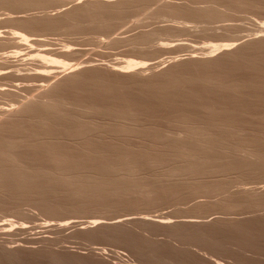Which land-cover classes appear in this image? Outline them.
I'll return each instance as SVG.
<instances>
[{
	"label": "rangeland",
	"instance_id": "374dc122",
	"mask_svg": "<svg viewBox=\"0 0 264 264\" xmlns=\"http://www.w3.org/2000/svg\"><path fill=\"white\" fill-rule=\"evenodd\" d=\"M93 1L95 2L83 5V3L79 4L83 0H77V3L75 0H0V34L2 35L0 55L12 57L8 65H5L4 59L0 58V70L10 66L2 70L1 72L4 73L0 75V85L7 88V90L0 91V107H10L9 104L39 90L42 76L35 74V70L43 66V63L35 60L37 58L29 53L32 50L47 48L48 50L43 52L47 57L61 59L63 62L72 64L78 63L79 67L76 72L78 75H74L76 81L74 76L72 77L74 81L72 85L70 84V89L72 87L74 90L77 89L76 93L79 97L76 93H72L74 90H69L70 93L75 94V99L85 98V101L95 99L94 102L111 106L112 109L126 110L127 106L131 109L135 106L137 110L142 108L144 112H141L142 109H139L140 112L134 110L142 115L145 113V116L152 114L155 118L150 115L152 119L150 122H153L157 128L169 129L172 126L180 128L195 121L205 120L218 123L216 127L224 124L244 129V138L255 134L258 124L261 123L260 120L264 117V95H262L264 90L261 91L262 93L259 90V87L264 86V82H261L262 79L264 81V8L251 3L249 6L240 1L232 3L235 0H225L231 1V7L236 5L230 9L226 7L204 9L205 6L210 5L208 0H204L207 5L203 0H192L193 3L191 0ZM17 32L27 35L30 42L21 40ZM151 34H154L157 40L153 41L154 44L151 42V46H147L149 44L146 42L147 37ZM251 38L253 40L247 43ZM231 39H236L235 44L241 42L242 48L238 44H236L237 48L234 47L236 54L229 50L210 54V43L233 42ZM21 42L25 44L22 45ZM204 47H208V55ZM228 52L232 54L229 56ZM221 53H227L226 55L231 60ZM214 55H222L223 58ZM210 56L214 57L210 58ZM129 58L155 64L145 70L127 69V74L126 72L122 74L124 71L119 73L113 68L117 65L123 66L126 61L130 60ZM53 63L57 62H51ZM85 65H92V67L86 66V68ZM47 66L58 71L62 70L63 63ZM131 71L132 73L135 71L134 74L130 73ZM195 77L197 81L193 82L196 80ZM243 78L251 79V82L260 79V83L255 81L257 83L252 84L250 91L241 90L240 93L243 96L233 86L234 91L232 89L231 92L232 87L229 82L232 80L251 84L250 80L244 82ZM237 79L240 80L237 81ZM174 80L173 85L170 81ZM205 81L210 83L207 84ZM211 81H217V84ZM212 84L217 86L221 84L222 88L230 85L226 87L229 89L226 91V89H218L219 86H210ZM253 87L256 91L252 90ZM248 91L251 92L248 96L252 95L249 99H247ZM233 92L238 93V96L236 97ZM73 95L70 98H74ZM239 96L242 97V101ZM173 98L175 102L171 103H175V108H173L175 113L171 111L173 105H170V100L174 101ZM231 99H235L234 102ZM150 105L154 106L150 108ZM155 106L156 108L153 109ZM242 108L248 111L245 110L246 113H244ZM204 112L206 116H201ZM190 114L192 118H187ZM145 116H142L143 126H146L148 119ZM244 138L242 140L246 141ZM254 140L255 138L251 141ZM137 143L133 138L123 137L121 140H114L112 145L120 151L123 145L134 146ZM47 148H50V145L44 146L43 151ZM36 149L31 147L23 151V157L30 161L28 162L30 166H57V160L50 153L45 151L47 153L45 154L42 150L38 152L39 149ZM78 157L75 155L76 160L80 159ZM75 158L71 159L75 160ZM115 158L122 164L125 162L123 153H117ZM90 163H92L91 166L107 163V158L101 156ZM75 165L73 161L68 164L70 167ZM106 170L108 167L104 169ZM194 173L196 174V171ZM209 173L206 172L204 175ZM247 174L252 173L236 170L230 172L228 174L230 176L225 178L198 179L193 177L173 181L172 184L154 192L143 186L114 187L111 190L104 188L100 190L101 194L97 198L108 202L103 205L97 204V206L96 204L92 206L93 204L88 202V205L87 203L85 205V202L80 200L78 202L81 204L75 202L76 204L72 206L74 202L70 203L67 200V205L71 206H66V203L61 201L59 204L61 207L54 205L40 208L41 205L35 200L40 198L39 193L0 196V198L9 199L10 204H14L13 210H10L12 207H7L8 204L4 205L8 202L2 201L0 224L7 220L16 221L11 236L0 235V242L7 248L19 247L20 251H14L11 255L14 258L8 256L9 258L7 257L5 261L9 260L7 264L10 261H13L12 264H19L20 260L21 264H119L122 262H124L122 264H157L159 261L162 262L172 257L176 258L175 261L173 259L169 261L175 264H210L203 259L212 261L214 259L212 252L200 246L202 243L206 244L208 240L207 244L211 243L210 246L213 247L214 243V248L216 246L219 252L232 254L237 259L235 264H245L247 259L242 255V250L247 247L246 244L254 246V243L243 239L240 233L242 229L256 224V221L244 219L251 216V213L241 214L238 210H236L238 213L233 210L235 214L233 211L222 213L220 210L224 211L222 206L226 205L224 197L207 195V188L202 187L203 191L198 186L199 184L227 185L236 181L241 182L239 181L241 179L234 178L233 175H245L247 178L242 181L256 182V179L248 180ZM38 189L41 190L40 187ZM46 193L48 194L44 193V195L49 197L53 194L52 191ZM54 196H52L53 199ZM31 202L34 204L30 205ZM229 212L230 214H227ZM158 214L171 215L173 216L171 221L179 222L167 229L163 227V230L166 229L171 234L175 232L173 235L177 239L173 242H168L169 237L163 233L162 227L152 222L158 219V217H153ZM143 217L149 219L145 220ZM214 218L218 220L213 224H202ZM227 218L235 220L237 218L238 221L236 220V223ZM129 219L134 220L131 221L133 223L128 221ZM94 220L104 225L97 226L89 223ZM118 221L124 223L121 224ZM185 221H192L196 224L183 225ZM61 222L70 224L65 229L57 228L55 224L58 225ZM18 227H24L25 231ZM229 234L234 235L235 238L230 237ZM179 238L182 244L179 243ZM197 238H201L200 241L203 242ZM8 239L12 242L9 243ZM233 244H235V249L231 248ZM103 250L109 254L105 257L106 259L99 255ZM15 252L19 255L16 256ZM118 255L122 258L118 259ZM227 260L232 261L229 258Z\"/></svg>",
	"mask_w": 264,
	"mask_h": 264
},
{
	"label": "bare ground",
	"instance_id": "6f19581e",
	"mask_svg": "<svg viewBox=\"0 0 264 264\" xmlns=\"http://www.w3.org/2000/svg\"><path fill=\"white\" fill-rule=\"evenodd\" d=\"M205 1L203 0L204 4L206 3L207 5V2H210L209 3L210 5L205 6L204 9H209V8L214 9V7L218 9H220V7H226L230 9L236 6L235 5L234 7H231V4L234 2L237 3V1H240L242 3L244 2L245 4L251 3L254 4V6L257 5L264 8V1L262 0H235V1L231 0L232 3L231 1L229 2L225 0H215V1L208 0L207 2ZM75 2L77 3V0H75ZM91 2H95V1L83 0V2L79 4L83 3L84 5ZM191 3H193L192 0ZM251 4H249V6H251ZM225 27L228 28V26ZM206 28H208V26H206ZM209 30L216 31L217 29H209ZM17 34L19 35L18 37H20L21 40L30 42L29 37L27 35L20 32H17ZM1 37L2 35L0 34V38ZM258 37L260 38V36ZM142 40L145 41V39ZM156 40L157 39H155V35L151 34L149 37H147L146 42H149L147 46H149L151 42L153 43V41L156 42ZM234 40L236 39H233L232 40L233 42L229 41L222 44L210 43V45L212 44L211 46L209 45L210 54L212 53L215 54L214 52L216 51L224 52L228 50L229 52L231 51L233 52V54H236L234 53L236 52L234 51V47H236V44H238V42H236L235 44ZM252 40L253 39L251 38L250 40L248 41L246 40V41L247 43H249V41ZM240 43L238 45H240ZM21 44L23 45L25 43L21 42ZM242 46H245V44H242ZM30 47L31 49H33L32 46ZM207 48L208 47L205 48L206 54H207ZM45 50L48 49L46 48L40 50H32L29 53V55H34L37 58L35 60H39L41 63H43V66H39L35 70V74H40V76H42V80H41L42 83L39 86V90L34 94L23 96L22 99H18L16 102H13V104H9L10 107L7 108L0 107V196H15L22 193L24 194L29 193L27 195L33 193L36 195L37 193H39L40 198L35 200L38 202V204L41 205V206L39 205L40 208L42 206L43 207L47 206L46 208L54 205L60 206L59 204L61 201L64 202V204L66 203V206H68L70 204L67 205V200L70 201V203L74 202L72 206L76 204L75 202H78L79 200L81 202L83 201V203L85 202V205L88 202L89 204H93L92 206H94V204H96L97 206V204L103 205L108 202L106 200L97 198V196L101 194L100 190L104 188H108L111 190L114 187L127 188V187L143 186L146 187L149 191L154 192L159 188H163L165 186L172 184L173 181L186 180L193 177L198 179L225 178L230 176L228 175L230 172L236 170H243L246 173L247 172L252 173L251 175L247 174L249 176L248 180L256 179V182L242 181V180H246L247 177L245 175H233L234 178L241 179L239 180L241 182L236 181L235 183H231L227 185L199 184L198 187L207 188L206 189L207 191L205 190L207 195L211 194L210 196L215 195V196L224 197L226 201V203L224 204L226 205L223 204L222 202L223 200L220 201L222 202V205H224L222 206L224 207V211L223 209H221L222 207L219 208L221 209L220 211H222V213L226 211L231 212L233 210L235 211L238 210V212L240 211L241 214L251 213V216L246 217L244 219L256 221L255 222L256 224L254 225L252 224L251 226L242 229L241 230L242 232L240 234L243 237V239L249 240L248 241L249 243L252 244L254 243V246L251 244H246L247 247H245L242 250V255H244L245 258L247 259V262L245 264H264V117L260 120L261 123L258 124L256 128L257 131H255V134L251 137H245L246 141L242 140L244 138L243 135L245 134L244 129H238L224 124H221L223 126L216 127L217 126L216 124L218 123L215 124V122H206L205 120H202V122L195 121L189 124L188 126H183L180 128L172 126L169 129H164L162 127L157 128L155 127L153 122H150L152 120L151 116L154 117L152 114H150L151 116L149 114H148L149 116L148 115L145 116L144 113L143 115L148 119L146 121V126H143L142 125L143 115L139 113L142 108L140 109L138 107L140 110L139 109L137 110V107L135 109V106L132 105L134 107V108L132 107V109L128 108L129 106H127L126 110L112 109L111 106L100 105L99 103L94 102L95 99L92 100L87 99L86 101L84 100L85 98H82L83 101L80 98L75 99L76 98L75 94L73 95L72 93H76L78 92V90L77 89L74 90L73 89L74 87L70 89L71 87L70 84L72 85L75 76L78 75L76 73L79 67L78 63L75 62L74 64H72L68 62H63L61 61V59L57 60L55 58L47 57L43 53L46 52ZM237 52L239 51L237 50ZM23 53H27V51H23ZM206 54L204 52V55ZM218 54H220V52ZM231 54H229V56ZM29 55H27V57H29ZM227 55L226 58L229 59L228 58L229 56ZM214 56L215 57L218 56V58L219 57L223 58L221 57L222 55L220 56L214 55ZM27 57H25V59H27ZM211 57L212 56H210V58ZM0 58H3L4 64L8 65L11 61L10 58L12 57L8 55H4V56L0 55ZM143 61L137 59L135 60L132 58L126 61L125 63L123 62L124 63L123 66L119 67L117 65L113 68L118 70L119 73H121L120 71H124V73L122 72V74H125L127 69L130 70L132 69L137 71L140 69L145 70L146 68L148 67L150 68V66L155 64V63L152 64L145 62V60ZM217 61H216V65H218ZM51 62L63 63L62 70L55 71L54 68L47 66V65H53V66L57 65V63L51 64ZM86 66L87 67L90 66V68L92 67V65L89 66L85 65V67ZM9 67L7 66L5 69H8ZM80 68L78 72L80 71ZM113 68L111 69L114 70ZM5 69L0 70V75L4 73L1 71ZM38 69L41 70L39 71ZM134 72L132 73L131 71L130 73L134 74ZM135 74H137V72ZM73 76L74 79H72ZM195 78L196 80H193V82L197 81V77ZM238 80L240 79H237V81ZM243 80L244 82L245 80L246 81L250 80L249 82L251 84H248L246 82L242 83L239 81L233 82V80L232 82H229L228 80L227 81L231 83V85L229 84L230 87L233 86L238 90L240 95H241L240 93L241 90L242 91L245 89L249 90V88L253 86L252 84H255L257 82L260 83V79H258V81L252 79L257 82L255 81L251 82V79L248 80V78L247 79L243 78ZM262 80L261 82H264ZM217 81H215L216 84ZM174 82L175 80L173 82L170 81V83H172L173 85ZM205 83L209 84L210 82L205 81ZM216 84H214L215 87L217 86ZM214 85L212 84L210 86H214ZM229 85H227L226 87L228 88ZM2 86L4 85H0V91L7 90L6 87H2ZM220 86L218 87V89L223 87V85L221 84ZM226 87L222 89L225 90ZM233 87L230 88L231 92ZM262 87H259L260 93H262L261 91L264 90ZM253 88L252 90H255V88L254 89ZM69 90L70 91L74 90L75 92L72 91V93H70ZM227 90L229 89H226V91ZM249 91L247 92V96L251 94V92ZM71 94L74 96V98L73 97L70 98L72 96ZM234 95H236L237 97L238 93L237 94L234 93ZM262 95H264V93H262ZM251 96L252 95L248 96L247 99H249ZM77 97L79 96L77 95ZM230 98H233V96ZM173 100L174 101L170 100V105L172 104L173 106L171 105L172 106L171 107L169 105L171 107L172 112H174L173 108H175L174 107L175 103H171V102H175L174 98ZM231 100H233L234 102L235 99H231ZM245 100L243 99V101ZM240 101H242V97L240 98ZM230 102L233 103L232 101ZM153 106L154 105L152 106L150 105L149 107L152 108ZM155 108L156 106L153 109ZM134 109L139 112H136ZM145 109H147V107ZM234 110L236 111V109ZM243 110L244 113H246L245 112L246 109ZM141 112H144V109H142ZM206 112L202 113L203 115L201 116H206ZM241 112L243 113V111ZM177 115L179 116V112ZM188 116L187 118H192L191 114L190 117ZM241 132L242 134H239ZM123 137H128L129 139L133 138L138 143L134 146L123 145L121 146L123 147V149H121L120 152L119 149H117L112 145V143L114 142V140L116 139L121 140ZM253 138H255V140L251 141ZM46 145H50V148H47L45 151L47 153H50L55 158V160H57L58 163L57 166H49V167H45V166L43 167L39 165L30 166L28 164V162L30 161L25 157H23L24 155L23 151H25L26 148L33 147L34 150L37 148L39 149V150L36 149L38 152L42 150V152L44 153L45 151H43L44 150L43 148ZM46 152L45 154H47ZM117 153L124 154L125 162H123V164L116 160L115 157L117 156ZM75 155L79 156L78 158L80 159L76 160L77 157L75 158ZM135 155H137V157H135ZM101 156H105L107 158V163H101L95 166L90 165L92 164L90 163V161L92 160L96 161ZM73 157L75 158V160L71 159ZM70 161H73L74 164L76 165L74 167L68 166ZM106 167H108V170L104 171ZM194 171H196V174L194 173ZM206 172H210V173L204 175ZM132 181H134V183H132ZM38 187L41 188L40 191ZM202 189L204 191V188ZM48 191L53 192L52 195L50 193L51 197L44 195V193L48 194L46 193ZM111 193L114 192L111 191ZM52 196H54L55 198L53 199ZM31 199L33 200V198ZM8 200L9 199L0 198V202H1L0 205H2L4 201L8 202V203H4V205L6 204L9 205L11 202H9ZM35 200L34 202H36ZM12 202H16V201H12ZM37 202L36 205H38ZM33 204L31 202L30 205ZM78 204L81 203L78 202ZM4 205L3 207H5ZM8 205L7 207L11 208L14 204L13 205L10 204V206ZM20 206L21 205H19V207ZM14 207L16 208V206ZM20 208H22V206ZM10 210H13V207ZM235 211H233L234 214L237 212ZM230 212L227 214H230ZM165 214L164 215L158 214V216H153V217H158V219L153 220L152 222L162 227V230L163 227L167 229V227L171 225L179 224L178 221L177 222L171 221V218H173V216L168 214L165 215ZM143 218L145 220L149 219L146 217ZM216 220L218 219L215 218L210 219L206 223H202V224H213ZM236 220L238 221L237 218ZM236 220L234 218L230 219V221L233 222ZM128 221L131 222L134 220L129 219ZM89 223L97 226L104 225L101 222H97V220H94ZM119 223L123 224L124 222L122 221ZM15 224L16 221L14 220H7L1 223L0 235L11 236V232H13L12 228L15 226ZM69 224L70 223L68 222H61L58 225L55 224V226L57 228L59 227L61 229L62 228L65 229L68 228ZM184 224L188 225V224H196V223L192 221H185L183 225ZM106 226H108V224ZM18 228L21 229L22 231H25L24 227H18ZM166 229L163 230V233L167 237H169L167 241L173 242V240H176L177 239L176 236L173 235L175 232L171 234L170 232H167L168 230ZM21 230L19 232H21ZM14 233L16 234V232ZM203 236L205 237V235ZM229 236L235 238L234 235L232 234H229ZM151 238L153 239L152 236ZM9 239L7 241H9ZM200 239L201 238L199 239L197 238V240L199 241ZM43 241L44 240H42V242ZM11 242L12 240L9 241V243ZM179 243H181L180 238H179ZM207 243L208 240L206 244L202 243L200 244V246H203L205 250L211 251L214 259H212V261L211 260L209 261L202 258L203 260L208 261V263L210 264H235L237 262V259L232 254L221 253L218 251L216 246L214 248L213 242H212L213 247L210 246L211 243L210 245ZM18 248H13V247L7 248L4 245H2L0 242V264H7L9 260L5 261V259L8 256H10L11 258L12 257L11 255L14 254V251L18 250ZM231 248L235 249V244H233ZM17 255L19 254L16 253V256ZM99 255L103 259H106L105 257H107L109 254L107 251L103 250L99 253ZM13 258L14 257H12V259ZM119 258L122 257L118 255V259ZM227 258L231 259L232 261L227 260ZM245 258L244 261H246ZM172 259L173 261H175L176 258H172V257L169 259L167 258L164 259L162 262L159 261V263L157 264H175L172 261H169ZM12 262L10 261L11 264ZM18 263L21 264V260Z\"/></svg>",
	"mask_w": 264,
	"mask_h": 264
}]
</instances>
